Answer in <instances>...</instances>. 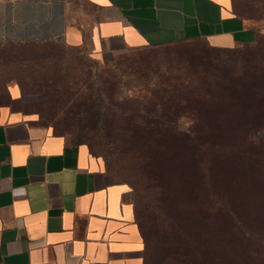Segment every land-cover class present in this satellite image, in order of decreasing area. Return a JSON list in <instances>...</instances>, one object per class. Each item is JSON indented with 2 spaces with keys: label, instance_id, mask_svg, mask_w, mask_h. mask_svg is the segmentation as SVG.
<instances>
[{
  "label": "crops",
  "instance_id": "0c3cea01",
  "mask_svg": "<svg viewBox=\"0 0 264 264\" xmlns=\"http://www.w3.org/2000/svg\"><path fill=\"white\" fill-rule=\"evenodd\" d=\"M259 34L264 21L236 15L231 0H0L4 42L59 41L99 53L116 42L227 48ZM8 97L0 105V264H142L126 187L85 143L24 110L17 84Z\"/></svg>",
  "mask_w": 264,
  "mask_h": 264
},
{
  "label": "trees",
  "instance_id": "16d2710c",
  "mask_svg": "<svg viewBox=\"0 0 264 264\" xmlns=\"http://www.w3.org/2000/svg\"><path fill=\"white\" fill-rule=\"evenodd\" d=\"M231 7L245 20L264 21V0H231ZM263 39L259 34L254 44L244 46L256 49ZM196 41L205 42L144 47ZM7 43L11 50L0 54V62L13 73L50 80L63 58L49 47L63 44L59 41ZM205 43L212 50L233 49ZM207 60L209 70L205 57L199 60L197 78L187 72L183 78L175 73L160 76L153 89L146 90L155 96L135 97L138 105L130 112L134 123L154 132L140 138L143 152L138 163L152 180L154 193L144 205L132 203L144 242L142 264H264V153L242 159L228 152L224 137L205 136V128L215 127L205 75L211 80L225 68L219 55L208 54ZM8 98L7 90L0 105Z\"/></svg>",
  "mask_w": 264,
  "mask_h": 264
},
{
  "label": "rangeland",
  "instance_id": "374dc122",
  "mask_svg": "<svg viewBox=\"0 0 264 264\" xmlns=\"http://www.w3.org/2000/svg\"><path fill=\"white\" fill-rule=\"evenodd\" d=\"M144 46L108 43L95 53L56 43L49 47L63 58L50 80L13 73L0 62V99L6 98L9 86L20 82L24 110L70 140L90 145L111 180L126 187L124 199L144 205L154 190L152 180L139 169L140 138L154 132L134 123L130 112L138 99L155 96L146 90L153 89L160 76L175 73L183 78L187 72L197 78L199 60L205 57L209 70L207 55L216 54L225 68L211 80L205 75V96H211L215 125L205 128V136L224 137L228 152L242 159L264 153V39L256 49L242 45L229 51L212 50L202 41ZM7 50L10 45L0 41V54ZM137 96L142 98L135 100Z\"/></svg>",
  "mask_w": 264,
  "mask_h": 264
}]
</instances>
